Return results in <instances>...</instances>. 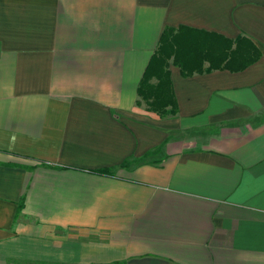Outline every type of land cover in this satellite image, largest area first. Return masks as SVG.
Listing matches in <instances>:
<instances>
[{
    "label": "crops",
    "instance_id": "crops-1",
    "mask_svg": "<svg viewBox=\"0 0 264 264\" xmlns=\"http://www.w3.org/2000/svg\"><path fill=\"white\" fill-rule=\"evenodd\" d=\"M165 27L259 57H170L162 117L137 87ZM0 264H264V0H0Z\"/></svg>",
    "mask_w": 264,
    "mask_h": 264
},
{
    "label": "trees",
    "instance_id": "trees-1",
    "mask_svg": "<svg viewBox=\"0 0 264 264\" xmlns=\"http://www.w3.org/2000/svg\"><path fill=\"white\" fill-rule=\"evenodd\" d=\"M187 29L190 30L185 27H179L176 30L171 27L164 28L157 49L151 56L137 87V94L140 97L138 104L144 101L147 110L162 117L176 113V104L166 68L170 57H173V63L179 66L183 75L212 69L237 71L245 68L259 57V50L244 37L234 41L225 38L223 56L211 51L202 52V54L200 52L192 53L189 42H186L183 37ZM205 61L208 62V65L203 67ZM128 162L127 160L122 162L121 166H127ZM98 172L109 173L110 170L101 169Z\"/></svg>",
    "mask_w": 264,
    "mask_h": 264
}]
</instances>
